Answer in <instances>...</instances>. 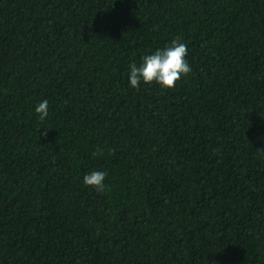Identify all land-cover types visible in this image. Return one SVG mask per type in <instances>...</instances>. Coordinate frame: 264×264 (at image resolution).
<instances>
[{"label":"trees","instance_id":"1","mask_svg":"<svg viewBox=\"0 0 264 264\" xmlns=\"http://www.w3.org/2000/svg\"><path fill=\"white\" fill-rule=\"evenodd\" d=\"M0 264H264V0H0Z\"/></svg>","mask_w":264,"mask_h":264},{"label":"clouds","instance_id":"2","mask_svg":"<svg viewBox=\"0 0 264 264\" xmlns=\"http://www.w3.org/2000/svg\"><path fill=\"white\" fill-rule=\"evenodd\" d=\"M187 46L180 39H173L162 48H157L141 57L139 64L130 63L128 67V84L132 88H139L141 83L155 82L162 89H170L175 83L191 72V66L187 60ZM40 121H45L49 116V102L44 99L38 102L34 109ZM104 149H96L92 155H103ZM107 172L93 170L85 173L82 183L103 191Z\"/></svg>","mask_w":264,"mask_h":264}]
</instances>
